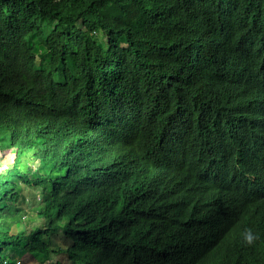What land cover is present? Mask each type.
I'll use <instances>...</instances> for the list:
<instances>
[{
  "label": "trees",
  "instance_id": "obj_1",
  "mask_svg": "<svg viewBox=\"0 0 264 264\" xmlns=\"http://www.w3.org/2000/svg\"><path fill=\"white\" fill-rule=\"evenodd\" d=\"M0 150L1 263L264 264V0H0Z\"/></svg>",
  "mask_w": 264,
  "mask_h": 264
},
{
  "label": "rangeland",
  "instance_id": "obj_2",
  "mask_svg": "<svg viewBox=\"0 0 264 264\" xmlns=\"http://www.w3.org/2000/svg\"><path fill=\"white\" fill-rule=\"evenodd\" d=\"M49 27L53 26V21L49 22L47 24ZM99 36L104 40L105 39V35L103 32H99ZM46 51V48L38 43L36 46V52L38 54V58L41 59L40 62L43 61V57H44V53ZM15 158V153L12 150H6V151H1L0 150V171L4 168H8L13 164ZM48 186V182L44 183L42 186H33L31 187V190L34 191V193L32 194L31 198H32V202L31 205H33V202H37L39 199L43 198L44 192L46 191ZM35 202V203H36ZM43 220L41 218H36L35 221L31 224L30 222V215L28 217H26V219L24 220V222H21L19 224L15 225V230H19V229H24L29 231L33 226L35 225H39L42 224ZM46 223V221H45ZM54 240H55V245L57 244H61V245H65L68 240L65 239L62 235L61 232L56 233L54 235ZM10 256L14 258V260H16V263H23V264H48L49 260L44 261L45 255H41L40 253H31L29 251H24L21 250L20 248H18L15 252H10ZM60 256V255H59ZM61 257L66 260L67 259V255L61 254ZM4 260H2V263L0 261V264H4Z\"/></svg>",
  "mask_w": 264,
  "mask_h": 264
},
{
  "label": "clouds",
  "instance_id": "obj_3",
  "mask_svg": "<svg viewBox=\"0 0 264 264\" xmlns=\"http://www.w3.org/2000/svg\"><path fill=\"white\" fill-rule=\"evenodd\" d=\"M243 238L244 242L249 246L254 245L256 240L258 239V237L252 232L251 229L245 230V232L243 233Z\"/></svg>",
  "mask_w": 264,
  "mask_h": 264
}]
</instances>
